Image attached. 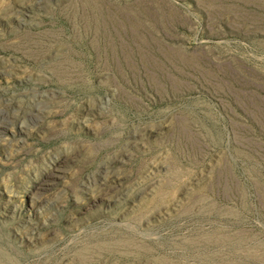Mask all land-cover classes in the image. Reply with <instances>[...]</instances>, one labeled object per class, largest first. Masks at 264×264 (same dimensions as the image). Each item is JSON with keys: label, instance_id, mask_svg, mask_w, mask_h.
Segmentation results:
<instances>
[{"label": "rangeland", "instance_id": "rangeland-1", "mask_svg": "<svg viewBox=\"0 0 264 264\" xmlns=\"http://www.w3.org/2000/svg\"><path fill=\"white\" fill-rule=\"evenodd\" d=\"M0 264H264V0H0Z\"/></svg>", "mask_w": 264, "mask_h": 264}]
</instances>
